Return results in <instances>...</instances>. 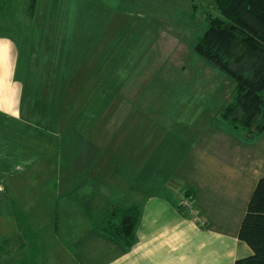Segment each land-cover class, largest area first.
Wrapping results in <instances>:
<instances>
[{"label": "crops", "instance_id": "obj_1", "mask_svg": "<svg viewBox=\"0 0 264 264\" xmlns=\"http://www.w3.org/2000/svg\"><path fill=\"white\" fill-rule=\"evenodd\" d=\"M52 29L54 36L37 40L44 45L41 53L29 50L23 56L19 42L0 32V264H234L250 256L238 230L255 184L264 176V131L240 144L239 152L238 138L226 139L213 129V117L184 118L193 114L196 101L202 104L208 87L188 86L185 71L180 74L184 81L169 76L171 85L162 75L154 80L161 71L174 72L157 67L147 83L136 81L128 88L123 76L136 75V69L128 72L123 64L95 76L108 77L98 98L101 145L96 151L82 145L81 151L72 149L78 142L71 132L74 108L69 113L63 99L68 80L89 73L80 68L84 53L77 49L97 39L94 50L107 54L111 39L84 33L73 53L59 26ZM170 41H155L164 60L177 48ZM173 88L180 94L177 100ZM144 124L154 127L146 130ZM165 132L177 142L159 139ZM160 144L183 152H167L171 161L162 163ZM187 193L195 197L193 215L180 205ZM131 205L140 216L130 247L92 225L112 206Z\"/></svg>", "mask_w": 264, "mask_h": 264}, {"label": "rangeland", "instance_id": "obj_2", "mask_svg": "<svg viewBox=\"0 0 264 264\" xmlns=\"http://www.w3.org/2000/svg\"><path fill=\"white\" fill-rule=\"evenodd\" d=\"M34 1L11 0V3L6 5L0 13V32L5 35H12L19 42L18 48L22 56L23 51L28 52L29 50V52L41 53L42 51L39 50L43 49L44 45L38 44L37 40H44L41 38L49 35L54 36L55 29L52 32L54 24L59 26L62 37H65L63 39L67 40L69 52L74 53L77 48H73V46L78 41V37H82L84 33H89L90 38L97 37L100 34L97 38L111 39V43L108 42L109 53L103 54L94 50L98 46L96 39L95 44L86 46L85 50L77 49L79 54L84 53L81 60H72L76 62V65L79 60L80 68L89 71L88 74L84 73L75 78V81L68 80L67 86L71 84L68 86L67 90L69 91L66 92L63 99L64 104L70 108L69 113L74 108L72 113L75 114V124L71 132L78 142L73 143L72 149L81 151L82 148H79V146L82 145L84 149L89 147L90 151V147H92L91 151H96L101 145V140L97 138V135L103 126L101 123L103 114L100 113L101 109H97L100 105L98 98L103 96L102 85L107 82L108 77L101 78L99 75L96 78L95 76L101 74L104 69L111 70L115 66L120 68L123 64L127 66L128 72L136 69V75L123 76V79L126 80L123 85L128 88L136 81L139 82V85L147 83L149 76L157 67L163 70L174 68L173 73L161 71L162 73L160 72L157 77H154V80H157L162 75L163 81L168 85L170 84L167 82L169 76L173 78L174 75L178 76L185 71L188 75L185 78L189 82L188 86L200 84L206 88L208 87V89L206 95L201 98L202 104L200 105L196 101L195 105L190 108L193 114L187 113L184 118L196 122L204 119L208 120V118L212 119L213 117V119H216L213 122V129L222 131L226 139L238 138L239 148L236 146L235 148L239 152L242 151V145L240 144L247 145L250 143L252 137L247 136L248 133L245 129L232 128V124L222 117V108L231 100L234 93L235 83L233 79L218 71L192 50L195 41L202 35L206 27L205 15L209 13L219 16L220 14L212 0H36L34 13H32L31 9ZM25 37L27 39H24ZM164 37L171 39L169 44L177 47L172 51L174 52L173 56L168 60H164L165 56L155 51V41H160ZM24 40L31 42L29 43L30 46L23 45L21 42ZM167 48H170V46L168 45ZM103 57L110 58L108 61H99ZM50 63L49 68H54V63ZM21 65L22 61L20 67H22ZM38 68H40L39 65ZM180 68L182 70L178 72ZM199 70L201 76H203V81L200 79ZM69 73L71 75L72 70ZM184 77L183 73L179 76V80L184 81ZM98 82L99 84L96 86L94 83ZM89 86L94 88L91 90ZM171 93L174 100H177L180 96L179 93H175L174 88ZM92 96L94 97L92 98ZM27 97V101L31 100L32 95L29 94ZM197 97L199 98L198 94ZM44 99L45 97L43 101ZM219 100L221 101L218 104ZM143 117L146 118L145 115ZM150 127L153 129L154 126L143 125V129L146 130ZM182 127L180 125L179 128H176L177 135L181 134L179 129ZM171 134L166 132L163 135L160 134L159 139L167 144L171 141L177 142L176 140L167 139L168 135ZM160 145L162 155L160 160L162 163L168 159L171 161V157L167 158V152H174L176 155H181V152H183L182 150L164 149V145ZM162 176H164L163 173ZM47 184L49 183H45L43 186ZM49 186L53 187L52 182ZM189 194L191 193L187 195ZM187 195L185 194L180 201V205L185 212L188 211L184 208L183 201ZM191 195L194 205L195 197L194 194Z\"/></svg>", "mask_w": 264, "mask_h": 264}, {"label": "trees", "instance_id": "obj_3", "mask_svg": "<svg viewBox=\"0 0 264 264\" xmlns=\"http://www.w3.org/2000/svg\"><path fill=\"white\" fill-rule=\"evenodd\" d=\"M212 2L220 14L205 15L206 27L192 50L233 79L234 93L223 106L222 117L232 128L245 129L251 138L264 131V0ZM10 3L11 0H0V13ZM139 216L135 205L112 206L96 217L92 225L130 247ZM238 238L248 245L251 255L234 264H264V176L257 180L251 193Z\"/></svg>", "mask_w": 264, "mask_h": 264}, {"label": "built area", "instance_id": "obj_4", "mask_svg": "<svg viewBox=\"0 0 264 264\" xmlns=\"http://www.w3.org/2000/svg\"><path fill=\"white\" fill-rule=\"evenodd\" d=\"M183 204H184V208H186V210L189 212V214H191V215L195 214V207L193 205V200H192L191 194L185 196Z\"/></svg>", "mask_w": 264, "mask_h": 264}]
</instances>
